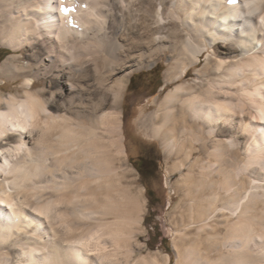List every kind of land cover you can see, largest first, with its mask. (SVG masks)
Here are the masks:
<instances>
[{
  "label": "bare ground",
  "instance_id": "obj_1",
  "mask_svg": "<svg viewBox=\"0 0 264 264\" xmlns=\"http://www.w3.org/2000/svg\"><path fill=\"white\" fill-rule=\"evenodd\" d=\"M62 7L74 10L65 15ZM176 25L181 28L173 29ZM0 38L3 46L29 53L34 61L19 64V54L13 53L1 64L0 75L18 77L28 69L35 75L24 83L23 94L0 96V247L11 251L7 264H87L90 253L78 246L92 239L82 236L89 229L79 213L83 208L98 213L101 220L93 219L106 227L104 244L110 237L113 245L108 254L123 255L118 264H163L154 254L133 262L136 251L130 237L140 228L143 207L119 182L116 165L125 145L117 108L126 79L109 87L104 81L130 72L133 65L150 64L164 51L174 53L171 69L181 64L170 81L185 79L204 53L211 56L196 77L165 94L154 113V118H162L153 127L154 135L170 137L172 143L185 135L191 140L190 151L199 143L198 149L207 150L209 158L200 173L208 179L217 173L229 180L232 158L237 157L231 150L242 145L248 155L242 162L236 159L239 171L252 177V185L264 186V0H0ZM90 65L99 85L112 92L113 110L105 111L107 97L102 95L93 111L98 115L89 124L50 110L58 97L72 104L64 90L75 91L74 78ZM44 77H51L52 91L36 88ZM79 149L83 158H90L88 165L78 154L76 163L73 159L63 166ZM43 153L60 166L47 164ZM32 180L49 187L50 193L44 188L46 193L42 189L32 195ZM218 180L210 181V202L198 212L197 223L200 230L211 229L209 219L217 216L227 224L222 245L230 261H208L188 245L183 253L175 246V264H264V213L253 212L256 194L246 191L245 180L231 185ZM232 214L237 218L230 222ZM102 247L109 250L108 245L97 251ZM169 261L168 255L164 262Z\"/></svg>",
  "mask_w": 264,
  "mask_h": 264
},
{
  "label": "rangeland",
  "instance_id": "obj_2",
  "mask_svg": "<svg viewBox=\"0 0 264 264\" xmlns=\"http://www.w3.org/2000/svg\"><path fill=\"white\" fill-rule=\"evenodd\" d=\"M158 8H160V6H158ZM151 18L152 19H150V22L156 21L154 16H151ZM173 26L174 25H172V27ZM176 26L177 27H174L173 29L179 30L181 28L178 25ZM168 28L169 27H167L165 30H167ZM156 36H158V34ZM13 53L17 55L19 54L16 60V62L19 64H23L26 66L29 62H34L31 61L33 59L31 58L29 53H19L8 46H3L1 44L0 38V66L3 61ZM135 54L138 55L139 53ZM210 56L211 53H204V55H202L201 57V62L190 68L185 79H171V81L169 80L170 78L168 79V77H173L178 72L181 64H179V66L176 65V68L171 69V66H173L174 64V53H172L171 51H164L163 53H160L158 55L156 54L152 58V60L150 59V64L146 63V61L144 66L133 65V67L130 69V72L123 71L117 75H114L111 79L104 81L105 86L109 87L116 81H120V79H122L123 77H125L126 79V87L122 92V97L117 108V110H119L121 113L123 144L125 145H123L124 153H122L118 157L116 165H119H117L118 174L119 176H121L119 182L122 186L128 189L130 194L137 200V204H140V206L143 207L141 212L142 221L138 225L140 228L135 229L134 232L136 233L133 232V237H130L131 242H133L134 251H136L132 253L133 262H135L136 259L138 260V258L140 260V257L142 256L154 254L162 260L163 264H165L164 259L169 255L170 261L166 264H175L178 258L176 248L181 253H183L184 250L186 251L188 245H193L194 249H197L194 250L195 253H198V256L204 258L206 257L205 259L208 261H213L216 258L217 259L213 262L223 261L224 263H226L230 261L228 260V250H226L225 245H222L223 236L226 237L229 231L227 224L223 223V225L222 223H220L217 216H212L209 219V224L212 225L211 229L206 228V230H200V223H197V219H199L198 212H203V208L209 205L210 201L208 194L211 191L212 185L210 181L212 180L217 181L219 178L220 181L226 183L227 185H231L232 183L236 182L240 184L243 180H245L247 182L246 191L248 193L256 194L257 196V198L256 196L254 197L255 208L253 209V212L254 210L258 211L260 209L264 213V202H262L264 201V186L256 187V183L253 181V179H251L252 177L246 171H239V167L235 162L237 158V160H241L242 162L248 155V151L246 152L245 148L242 145L236 146V148L231 150L232 156L237 157L232 158L234 162L232 164L233 166H230V173H232V176L230 174L229 180H226L224 176H221L217 173H213L212 178L208 179L201 176L200 173L202 165L206 167L209 166L208 164H206L208 163L209 158H207V150L204 152V150L202 151L198 149L200 145L199 143H197L196 145V151H190L191 140H189V138L185 135H182L183 137L178 136V139L176 137L174 143L170 141V137L167 138L163 135H154V125L161 122L162 120L161 117L154 118V113L159 109V104L163 100L165 94L177 84L187 80L190 81L194 77H196V71L198 69L205 68L204 65L205 63H207ZM120 59L118 60V63L123 64ZM121 60L125 61L123 57ZM31 70L32 69H28L25 72V75H18V77L0 75V96H6L9 93L15 92L23 94L25 89L24 83L26 82V80L30 77H35V75H33L32 73L33 70ZM168 70H173V72L171 71L168 73ZM98 77L99 76L95 72L93 65L87 66L84 71L78 73V75H76V77L74 78L76 85H78L77 89L75 91H69L68 89L67 91L64 90L66 99L69 97L73 99L72 104H70L69 101H66L65 99H59L58 97L56 105H49V109L54 113L72 116L73 118H77L82 122L83 120H86L89 124V121L95 120L98 115L97 111V113H93V111L95 110V102L102 95L104 97H107V104L104 107L105 111H111V109L113 108V94L110 91H106L104 87L102 88L101 85H99ZM35 79H37V77ZM35 84L36 88L43 87L48 91H52L54 88V84H51V77L39 78V80H37ZM74 94H76V96ZM157 94L159 95L157 96ZM80 109L82 110L79 111ZM173 144L180 145H175V147H173ZM182 146L183 149H180V147ZM177 147H179V150H181V152ZM80 150L81 149L78 150L77 154L74 153L71 160L70 158L64 160L63 162L65 163L63 166H66L67 163H73V159H75L74 163H76V158L79 155H81V159H87V161L85 160V164L88 165V163L90 162V158H83ZM76 151L77 150H75V152ZM189 151L191 153V157L186 158V153H188ZM43 154L44 158H47L48 160L47 161L46 159H44V161H47V164L49 162L50 165L52 164L55 167L60 166V163L55 162L54 158H52L51 155H46L45 153ZM140 161L146 163V165L148 166L147 168L149 169L148 171H151L150 176L144 177L142 175L139 166ZM193 162L194 164L190 165ZM241 162L239 161V163ZM91 166L92 164L90 163V167ZM75 168L73 169L75 170ZM236 171H238V173L240 174L239 177V174L237 175ZM50 176H52V174ZM30 183L31 184H29V186L31 185L30 191L32 192V195L40 194V191L44 188H47L46 192L50 193L49 187H39L40 183L36 184L35 180L30 181ZM252 183L255 184L252 185ZM42 184L47 185L48 183L42 182ZM259 187L260 189H258ZM261 188L263 189L261 190ZM101 191L102 190L98 191L97 195L101 193ZM258 191L259 194L256 193ZM221 194L223 196L228 195V193L224 191ZM4 205H6V207H10L6 203ZM81 211L79 210L80 215L82 214V219H84V221H87V224L89 226V229L87 230L88 233L85 232L84 234H82V236L85 237V239L92 238L90 240H93L90 241L89 239H87L84 240V244H78V246L86 248L82 249L83 252L87 251L88 253H90L89 259L87 256L86 263L88 262V260L89 262L87 264H100L104 260L106 261H104L103 263L107 264L110 263L109 261H111V263L115 261L113 263L117 264L119 263V261L122 262L123 255L121 256V253H119V255L117 253L116 256L113 254H108L111 253L113 245L110 242V237L107 239V243L104 244V242H106L105 239L108 237V235L105 234V225L104 227H101L97 224L99 220H101L98 217V213L97 215L94 212L91 213V209L89 210V208H83ZM206 213L204 214V216L206 215ZM83 215H85L86 218H83L85 217ZM235 217L237 218V215L232 214L229 221H234L236 219ZM93 218L99 220L94 221ZM89 223L90 225H92V228H90L91 226L89 225ZM94 227L95 229H93ZM93 234L94 236L91 237V235ZM216 237L218 238V241ZM215 241H217L218 244ZM93 245L95 246V248L93 247ZM108 245L109 250H106L107 247H102L100 251H97L99 250L98 248H101V246ZM1 247L0 252L2 251V253H0V260L3 261H0V264H7L8 261H12L11 251L10 249H7L6 246ZM216 247L219 249H217ZM222 247L224 248L222 249ZM4 248L5 250H8L7 253L5 250H2ZM101 251L103 252V254ZM8 253L10 254L8 255ZM7 255L8 258H6ZM105 255H108L109 259L108 256L106 257ZM111 256H114L115 259L114 257L112 259ZM118 256L120 257V259ZM219 258H221V260ZM141 263L143 264V262Z\"/></svg>",
  "mask_w": 264,
  "mask_h": 264
},
{
  "label": "flooded vegetation",
  "instance_id": "obj_3",
  "mask_svg": "<svg viewBox=\"0 0 264 264\" xmlns=\"http://www.w3.org/2000/svg\"><path fill=\"white\" fill-rule=\"evenodd\" d=\"M139 166H140V170L142 172V175L144 177H147V176L151 175V171H148L149 169L147 168L148 166L146 165L145 162L143 163L142 161H140Z\"/></svg>",
  "mask_w": 264,
  "mask_h": 264
},
{
  "label": "snow or ice",
  "instance_id": "obj_4",
  "mask_svg": "<svg viewBox=\"0 0 264 264\" xmlns=\"http://www.w3.org/2000/svg\"><path fill=\"white\" fill-rule=\"evenodd\" d=\"M73 10L74 9L68 8V7H62V9H61V11H63L65 15H68Z\"/></svg>",
  "mask_w": 264,
  "mask_h": 264
}]
</instances>
